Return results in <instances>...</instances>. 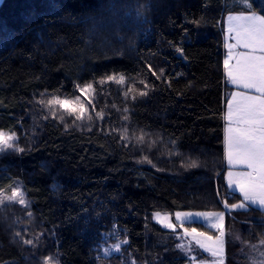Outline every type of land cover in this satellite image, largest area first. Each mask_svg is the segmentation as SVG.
<instances>
[{
    "label": "trees",
    "instance_id": "obj_1",
    "mask_svg": "<svg viewBox=\"0 0 264 264\" xmlns=\"http://www.w3.org/2000/svg\"><path fill=\"white\" fill-rule=\"evenodd\" d=\"M236 11L242 0H1L0 129L24 151L0 153V189L22 184L28 202L0 205V264H190L183 229L155 211H226L227 264L264 242L263 209L224 206L242 200L225 155L224 26ZM113 74L125 83H98ZM86 83L90 120L51 115L48 99ZM115 234L124 252L105 258Z\"/></svg>",
    "mask_w": 264,
    "mask_h": 264
},
{
    "label": "snow or ice",
    "instance_id": "obj_2",
    "mask_svg": "<svg viewBox=\"0 0 264 264\" xmlns=\"http://www.w3.org/2000/svg\"><path fill=\"white\" fill-rule=\"evenodd\" d=\"M261 2L264 3V0ZM242 3L245 5V11L250 14L227 17L229 39H234L235 43L227 44L228 55L223 61L229 81L241 89L232 94L231 101L227 105L228 126L225 130L227 157L230 164L235 162L248 169V171L238 173L228 172V184L238 188L243 196V202L231 205L225 202L224 206L240 210L246 209L245 202L264 206V15L257 14L253 10L250 0H242ZM238 48L244 50L236 51ZM107 81L124 84L125 76L123 74L105 76L98 83L103 84ZM75 87L79 95L74 97L53 95L46 101L53 117H56L57 111H61L79 121L92 118L88 103L91 102L96 91L93 83ZM140 95H147V92H141ZM82 96L88 98V103L82 99ZM40 103L44 104L45 101L41 100ZM98 115L102 117V113ZM59 119L63 121L64 116L61 115ZM123 139H128L126 130ZM137 139L143 141L144 134L141 133ZM17 141L18 137L15 132L0 129V153L9 149L23 152L24 149L17 146ZM148 162L151 163V161ZM192 166H195V162ZM4 200L27 205L25 193L21 187L12 188L10 194L7 195L0 189V203ZM196 218H202L207 222V226L217 230L219 235H210L195 227H184L185 223H195ZM156 219L167 229L175 231L177 228V224L172 223L170 214L161 216L160 213H156ZM175 219L179 222V227L183 228V236L190 237L199 248L210 253L212 257L218 258L213 264H223L225 236V214L223 212H176ZM25 243L31 244L32 241L28 240ZM181 247L189 253L192 251L190 246ZM114 248L118 251L120 245H115ZM106 254L110 253L106 252ZM194 259L195 257H190V260ZM44 264H58V262L52 257H46ZM202 264H207V262H202Z\"/></svg>",
    "mask_w": 264,
    "mask_h": 264
},
{
    "label": "rangeland",
    "instance_id": "obj_3",
    "mask_svg": "<svg viewBox=\"0 0 264 264\" xmlns=\"http://www.w3.org/2000/svg\"><path fill=\"white\" fill-rule=\"evenodd\" d=\"M1 2V0H0ZM240 14H250L249 12L247 11H236V12H229L226 14V17H225V26H224V39H225V49H226V53H225V59L227 58V55H228V48H227V44L228 43H235V40L232 39L230 40L229 39V35H228V19L227 17L229 15H240ZM257 14H261V13H258ZM263 15V14H261ZM244 49L242 48H238L236 51H243ZM226 77H227V74H226ZM228 79V77H227ZM228 82L230 84L229 88H228V91H227V97H226V107H225V112L227 113V105L228 103L231 101V97H232V94L238 90H241V89H238L235 85H233L229 79H228ZM228 126V122L226 120V115H225V130ZM16 136L18 137L17 133L15 132ZM225 136H226V131H225ZM226 163H227V173H226V182L228 184V172L231 171L233 173H238V172H241V171H248V169L243 166V165H240V164H237L235 162H233L232 164L229 163L228 161V157H227V146H226ZM229 186V184H228ZM15 187H21L22 190L24 191L23 189V186L22 184H16L13 188ZM230 190L232 192H238L241 197H242V200H240L238 203H241L243 202V196L242 194L240 193V191L238 190L237 187L235 186H229ZM11 190H7V191H4V193L7 195V194H10ZM25 193V191H24ZM25 199L26 201L28 202V199H27V195L25 193ZM5 202H16L18 203L17 201H8V200H4L3 203ZM3 203H0L3 204ZM236 203V204H238ZM247 204V207L246 209L250 206V205H253V206H257L261 209L264 210V206H260L259 204H252L251 202H245ZM237 210V209H236ZM176 212H214V213H220V212H223L225 214V221H226V211H223V210H197V211H188V210H179V211H174V212H167V211H155L153 213V220L155 222H157L159 225H161L163 228H165L161 223H159L156 219V213H160L161 216L165 215V214H170V218H171V221L172 223L174 224H177V228H179V222L176 221L175 219V213ZM224 221L225 223V227H224V232H225V236H224V245H223V253H222V256H223V264H227V242H226V235H227V231H226V222ZM196 222H201L203 223L204 225L207 226V222L204 221L202 218H196ZM184 227L188 228L189 226L184 225ZM209 228H211L210 226H208ZM167 229V228H165ZM183 229V228H182ZM212 229V228H211ZM171 230V229H170ZM199 230V229H198ZM215 230V229H213ZM201 231V230H199ZM216 233H210L208 232L210 235H214V236H217L219 235V232L217 230H215ZM204 232V231H202ZM111 236H106L103 241L101 242V246H100V253L105 257H110L112 255H115V254H122L124 252V247L125 245L127 244L128 242V239L127 237L125 236H120V235H117L115 234V240H111L110 239ZM188 242L192 245L194 252L192 251L191 254H190V257H195L194 260H190V264H202V262H207V264H213L214 261H217L218 258H214L211 256L210 253L208 252H205L203 249L199 248L195 241H193L190 237H186ZM126 241V243H124ZM115 245H120V248L119 250H115L114 246ZM195 245V246H193ZM200 250L199 252L196 250ZM107 253H110V254H106ZM200 253H203L205 254L206 256H201L202 254ZM243 264H264V242L260 243L259 245H255V246H252V248L250 249V253L249 255H247V260L245 259L243 261Z\"/></svg>",
    "mask_w": 264,
    "mask_h": 264
},
{
    "label": "crops",
    "instance_id": "obj_4",
    "mask_svg": "<svg viewBox=\"0 0 264 264\" xmlns=\"http://www.w3.org/2000/svg\"><path fill=\"white\" fill-rule=\"evenodd\" d=\"M225 60V59H224ZM226 107V105H225ZM225 115H226V112H225ZM225 155H226V143H225ZM227 160V159H226ZM257 207V206H256Z\"/></svg>",
    "mask_w": 264,
    "mask_h": 264
},
{
    "label": "bare ground",
    "instance_id": "obj_5",
    "mask_svg": "<svg viewBox=\"0 0 264 264\" xmlns=\"http://www.w3.org/2000/svg\"><path fill=\"white\" fill-rule=\"evenodd\" d=\"M161 226V225H160ZM241 264H243V261L241 262Z\"/></svg>",
    "mask_w": 264,
    "mask_h": 264
}]
</instances>
